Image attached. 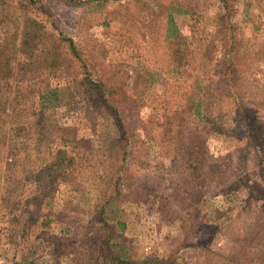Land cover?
<instances>
[{
    "label": "rangeland",
    "instance_id": "rangeland-1",
    "mask_svg": "<svg viewBox=\"0 0 264 264\" xmlns=\"http://www.w3.org/2000/svg\"><path fill=\"white\" fill-rule=\"evenodd\" d=\"M149 1L154 5L153 10L144 5ZM176 1L182 6L172 11V16L190 52L183 68L185 75L179 76V82L196 81L201 88L205 102L200 115L206 116L205 122L201 117V123L187 125L181 134H167L153 126L147 135L133 131L132 140L130 130L126 129L129 136L126 149L136 157L125 159L126 176L122 174L116 181L115 194L110 198L102 197L101 192L98 195L90 181L95 177L86 169L79 168L74 181L60 183L50 203L41 211L54 220L46 234L47 247L38 249L46 256L50 245L56 247L62 241L67 245L65 255L43 257L38 263L29 261L35 256L32 246L44 234L40 232V213L35 215L27 238L15 240L16 244L11 245L5 239L6 214L0 208V264L27 261L26 264H87L85 261L91 254L80 248L81 235L89 236L97 245L104 237L107 246L109 242L115 249L120 246L126 264H141L148 258H157L161 264L165 260V264H252L257 259L264 264V225L257 222L264 217V198L257 197L256 187L253 192L244 185L245 175L264 180V0H231L234 11L229 20L234 27L220 33L214 25V15L220 10L219 0ZM155 4L156 0H9L0 6V16L7 19L0 23V49L6 40L17 41L25 8L28 15L43 22L50 16L56 26L71 35L79 47V58L94 60L107 71L119 69L118 80L123 82L127 94L132 92L133 81L137 84L148 79L146 96L165 95L171 91L168 83L172 78L168 70L170 62L164 54L168 45L162 38L164 12ZM145 22L148 23L143 26ZM48 29H51L49 25ZM222 32H226L223 37L227 41L221 40ZM229 48L236 51L237 92L244 102L250 103L245 121L238 114L232 116L224 107L221 111L217 105L214 64ZM79 65L80 60H76L75 68L80 70ZM142 67L148 74H140L138 79L135 71L143 70ZM158 70H161L159 76L152 74ZM27 77L36 86H42L43 79L29 73ZM77 78H81V73ZM65 81L59 74L48 78L52 85L62 86ZM72 84L67 86L65 96H75L74 100L81 106L84 99ZM256 100L261 106L257 107ZM41 109L59 124L73 123V118L59 107L50 105ZM148 113L149 108L144 107L139 116ZM33 119L28 115L24 126L30 128ZM118 134L120 131L115 132L108 123L90 135V140L102 150L109 136ZM245 142L251 144L248 157H244ZM106 163L111 164L112 159ZM217 163H220L219 173ZM7 170L1 159L0 182L9 174ZM31 188L34 193L39 191L37 187ZM221 190H233L232 196H223ZM221 206V211L228 210L230 217L222 218L223 213L217 216V208ZM96 212L99 215L92 223ZM116 219L123 222L122 226H116L119 231L111 223ZM253 224L260 227L258 232L247 231L248 228L253 231ZM62 226L68 230V236L63 240L53 239ZM21 253L27 257L23 263ZM167 254H170L168 258Z\"/></svg>",
    "mask_w": 264,
    "mask_h": 264
},
{
    "label": "trees",
    "instance_id": "trees-1",
    "mask_svg": "<svg viewBox=\"0 0 264 264\" xmlns=\"http://www.w3.org/2000/svg\"><path fill=\"white\" fill-rule=\"evenodd\" d=\"M7 1L9 0H0V6H4ZM65 1L75 2V0ZM219 2L220 10L214 15V25L217 26L218 33L234 27L229 20L234 11L231 0H219ZM144 5L152 10L154 8L150 1ZM181 6L182 3L176 0H168L165 3L156 0L155 4L156 8L164 12L162 38L168 45V50L164 54L170 62L168 70L172 78V81L168 83L171 91L165 95L146 96L150 85L148 79L139 80L137 84L133 81L132 92L127 94L122 87L123 82L120 83L121 81L118 80L119 69L111 68L107 71L94 60L90 62L79 58V47L71 35L63 28L56 26L50 16L46 22H43L36 16L28 15L25 8L17 41L11 38L1 46L0 160L4 159L8 168L6 172L9 170L10 172L0 182V208L6 214L5 239L11 245L16 244L15 240L21 241L27 238L30 227L35 222V215L40 213L42 217L39 224L42 229L40 232L44 234L39 235L38 243L32 246L35 256L29 261L38 263V260H43V257L51 259V255L54 257H58L59 253L65 255L67 245L62 241L58 242L56 247L50 245L46 256L39 253L38 247H47L46 234L54 220L48 213L42 214L41 211L50 203L60 183L74 181V173L79 168L86 169L90 176L94 175L95 178H91L90 181L98 195L101 192L102 197L110 198L115 194L116 181L122 174L126 176L128 170L125 159L136 157L126 149L129 141L126 129L130 130L132 140L133 131H140L147 135L151 132L149 127L153 126L161 128V131L167 134L174 132L181 134L187 125L201 123L199 122L201 117L205 122L206 116L200 115V109L205 102L201 97V88L197 86L196 81L185 84L179 82V76L185 75L183 73L185 61L190 57V52H187V43L172 16V11L178 10ZM5 21L7 19L0 16V23ZM147 23L145 22L143 26ZM48 25L51 29H48ZM222 33L221 40L224 41L226 38L223 36L226 32ZM235 53L236 51L232 48L225 49L220 61L214 64V72L217 73V105L219 104L218 108L221 111L224 107L232 116L238 114V118L245 121L250 103L244 102L237 92L238 71L234 67ZM76 60H80V70L75 68ZM27 69L29 72L26 71ZM142 69L135 71L138 79V75L148 74L144 67ZM28 73L43 79L42 86H36V82L30 81L27 77ZM79 73L81 78H77ZM57 74L66 79L65 85H52L48 82L50 76L54 77ZM152 74L159 76L161 70L154 71ZM175 76L177 78L173 79ZM25 78L29 80L26 81ZM71 83L78 87L80 98L84 99V102L81 100V106L74 100L75 96L72 97L70 94L65 96V90ZM50 105L59 107L63 113L69 114L73 118V123L59 124L56 118L46 115L41 108ZM256 105L261 106L257 100ZM144 107L149 108V113L145 117L139 116L140 109ZM28 115L34 118L29 125L30 128L24 126ZM108 123L114 126L115 132L120 131V134L116 137L109 136L106 146L100 150L92 144L90 135L93 136L94 132L104 128ZM239 123L244 122L239 121ZM250 145L249 142L247 144L245 142L244 157H248ZM107 159H112V163H106ZM219 167L220 163H217V173L221 172ZM208 170L210 171L211 167ZM245 177L244 185L250 187L253 192L256 187L259 193L257 197L264 198L263 178L253 175H245ZM32 186L37 187L39 191L34 193ZM107 190L110 192L107 193ZM232 192L233 190L220 191L223 196H229ZM103 205L102 203L99 211L100 218L103 214ZM221 209H223L222 206L220 209L217 208V216L223 213L222 218L230 217L228 210L221 211ZM262 211L264 212V209ZM99 213L96 212L93 215L92 223ZM62 219L65 226L66 219L65 217ZM257 222L264 225V217ZM111 223L115 228L123 225V222L117 219ZM251 227L254 228L253 231L251 228L247 230L251 233L258 232L257 230L260 229V227L256 228V224ZM116 231L119 230L116 228ZM67 236L68 230L65 231L63 227L59 230V235L52 238L63 240ZM83 237L84 235L78 237V244L83 251L91 254L85 263L126 264L125 252L120 246L115 249L111 242L107 246L104 237L98 245L89 236ZM169 256L170 254H167V258ZM20 261L21 263L27 261L24 253L20 254ZM151 262L161 264L157 258L144 259L140 263ZM255 263L261 264L262 261L257 259L252 264Z\"/></svg>",
    "mask_w": 264,
    "mask_h": 264
}]
</instances>
